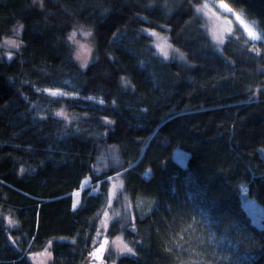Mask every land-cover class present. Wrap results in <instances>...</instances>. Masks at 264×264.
I'll return each mask as SVG.
<instances>
[{"label": "trees", "instance_id": "obj_1", "mask_svg": "<svg viewBox=\"0 0 264 264\" xmlns=\"http://www.w3.org/2000/svg\"><path fill=\"white\" fill-rule=\"evenodd\" d=\"M204 2L220 0H0V40L20 42L0 59V264L45 250L46 264H79L117 172L131 211L107 235L133 251L109 264H264V228L239 195L264 206V39L233 24L215 42ZM224 2L264 35V0ZM81 28L86 66L69 39ZM86 177L98 191L72 208Z\"/></svg>", "mask_w": 264, "mask_h": 264}, {"label": "rangeland", "instance_id": "obj_2", "mask_svg": "<svg viewBox=\"0 0 264 264\" xmlns=\"http://www.w3.org/2000/svg\"><path fill=\"white\" fill-rule=\"evenodd\" d=\"M204 3H209L210 5L213 4L211 2H204ZM204 3H202V4H204ZM214 3L216 5H219L220 2H214ZM202 4H200L199 6L196 7V12H197V8L201 7ZM212 11L217 12V14L220 15L219 20H217L215 16H211V13L209 14V16H206L204 14V12H197V14L202 19L203 25H204L207 33L212 38V40H214L215 42H220V40L223 39L224 35L229 33L228 31H225L224 29L230 28L233 24H237L243 28V26L240 25L239 22L235 20V17L232 15V13L224 12L223 9H219L218 7H214L212 9ZM225 19L231 20L232 23L230 25L225 24L224 23ZM249 25H251V24H249ZM254 30L256 31V29H254ZM88 32H90V31H88L87 29H84V28H81L80 30L75 31L76 36L74 38V43H75V47H76V58L78 57V54H79V58H77V60L82 65L85 64V62H87L90 59L91 54H92V50H93L92 33L90 32L91 35H84V33H88ZM6 41H14L15 44H17V45L20 44V42L17 38H11V39H7V40L0 42V59L4 55L7 56L10 53L9 52L10 50H14L17 48V47H14L11 43H6ZM154 44H155V48H156L157 52L161 56H163L164 58H171V57H176L178 59L182 58V54L179 51H177L170 44L168 37L166 35H164L162 33H156V35H154ZM81 45H84L85 49L90 50V51H82ZM162 47H163L164 51L167 52V56H165L163 54V52L161 51ZM3 53H4V55H3ZM50 91H58L59 93H61V94L55 95V96H62V97H74V96H76L75 93L69 92V91L64 90L62 88H45L44 89V92H46L48 94ZM90 99L97 101V102H101L99 97L91 96ZM259 153H260V156L264 159V147L259 148ZM177 158L180 161H183V159H184L183 153L178 152ZM108 181H109V183H108V186H109L108 203H107L106 209H105L102 217L99 220L98 236L96 238V242L99 240V238L101 236L107 235L109 223L111 222V220L116 215L120 214L123 216V218H127L128 216H130V211H131L128 196L122 191V178L119 175V172H117L113 176H111L110 179H108ZM98 186H99L98 183L92 185L90 177H86L81 184V188L78 189V191L74 192V194H73V203H74L73 207H74V205H77V203L79 202L81 191L84 188L89 187V188H91V192L95 193L98 191ZM239 195H240V199L243 203L244 209L251 216V218L255 221V222L254 221L253 222L255 224H257L258 226L264 228V206L259 204L256 199H254L248 195L246 185L242 184L239 186ZM117 238H121L123 240L121 235L115 236V237H110V239H109L107 256H109L110 259L119 255V254L128 253L125 251H121L119 249V247H117V244H119V241L117 240ZM113 241H116L117 243L114 244ZM123 242L125 243L124 240H123ZM49 257L50 256H49L48 252L39 253L36 257L35 264H46V261L49 259Z\"/></svg>", "mask_w": 264, "mask_h": 264}, {"label": "snow or ice", "instance_id": "obj_3", "mask_svg": "<svg viewBox=\"0 0 264 264\" xmlns=\"http://www.w3.org/2000/svg\"><path fill=\"white\" fill-rule=\"evenodd\" d=\"M214 7H218L219 9H223L224 12L232 13V15L235 17V20L238 21L239 24L243 26L244 31L247 32V35H248V37L250 39H252V40L264 39V35H261L260 33H257L253 29V27L251 25H249L248 23L245 22V20L242 18V14L236 12L232 7L229 6L228 3H225L224 0H220L219 5H216L215 3H213L212 5H210L209 3H204V4L201 5V7L197 8V12H204V14L206 16H209V14L211 13V16H215L216 19L219 20L220 19V15H218L217 12L212 11V9ZM224 23L230 25L232 23V21L225 19ZM254 23L255 22H253V24ZM224 30L230 32L231 28H226ZM84 35H91V33L90 32L84 33ZM152 35H156V33H152ZM75 36H76V33L73 32L69 36V39L70 40H74ZM220 42L221 43L223 42L222 39L220 40ZM6 43H11L14 47H19V45L15 44L14 41H6ZM81 50L82 51H90V50H86L84 45H81ZM161 51L163 52V54L165 56H167V52L164 51L163 47L161 48ZM77 58H79V54H78ZM84 66H86V62H85ZM49 94L55 96V95H59L61 93H59L58 91H50ZM60 114H62V113H60ZM74 207H75V205H74ZM9 222L11 223V221H9ZM117 240L119 241V244H117V247H119V249L121 251L129 252V253H131L133 251L130 247H128L127 244H125L123 242V240L121 238H117ZM113 243L116 244L117 242L113 241ZM107 244H108V241L105 240L104 243L101 244L100 248H98L96 250V252L92 253L93 257L98 259L99 256L97 255V253H102V251L104 250L105 245H107ZM46 251L47 250H45V252Z\"/></svg>", "mask_w": 264, "mask_h": 264}, {"label": "water", "instance_id": "obj_4", "mask_svg": "<svg viewBox=\"0 0 264 264\" xmlns=\"http://www.w3.org/2000/svg\"><path fill=\"white\" fill-rule=\"evenodd\" d=\"M107 240L108 244H109V237L108 236H103L99 239L98 243L93 246L88 252L87 254L82 258V260L80 261L79 264H109L108 260L106 258V254H107V249H108V244L105 245L104 250L102 251V253H97V255L99 256V258H94L92 253L96 252V250L98 248H100L101 244L104 243V241Z\"/></svg>", "mask_w": 264, "mask_h": 264}, {"label": "bare ground", "instance_id": "obj_5", "mask_svg": "<svg viewBox=\"0 0 264 264\" xmlns=\"http://www.w3.org/2000/svg\"><path fill=\"white\" fill-rule=\"evenodd\" d=\"M11 38H12V37H9V38H2V39L0 40V42H2V41H4V40H7V39H11ZM3 55H4V53H3ZM86 63H87V62H86ZM83 65H84V64H83ZM44 89H45V88H43L42 90L44 91ZM45 93H46V92H45ZM46 94H48V93H46ZM49 95H50V94H49ZM81 184H82V183H81ZM80 188H81V186H80ZM80 188H79V189H80ZM76 191H78V189H77ZM76 191H74V192H76ZM74 192L72 193V208H75V207L78 205V203H79V202H78L77 205H75V207H73V204H74V203H73V194H74ZM105 236H107V235H105ZM101 237H103V236H101ZM101 237H100V238H101ZM108 237H109V236H108ZM100 238H99V239H100ZM109 239H110V237H109ZM98 241H99V240H98ZM98 241L96 242V244L98 243ZM96 244H95V245H96ZM95 245H94V246H95ZM106 258H107V254H106ZM107 260H108V259H107ZM108 263H109V262H108Z\"/></svg>", "mask_w": 264, "mask_h": 264}]
</instances>
